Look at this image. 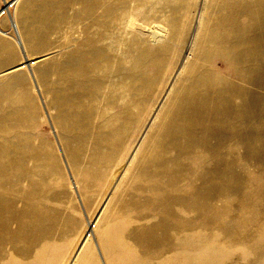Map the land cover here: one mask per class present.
Returning <instances> with one entry per match:
<instances>
[{
    "label": "rangeland",
    "instance_id": "374dc122",
    "mask_svg": "<svg viewBox=\"0 0 264 264\" xmlns=\"http://www.w3.org/2000/svg\"><path fill=\"white\" fill-rule=\"evenodd\" d=\"M114 1L25 0L19 10V0H9L14 17L0 11V264H264L263 148H251L243 158V145L229 142L231 186L208 209H193L192 221L188 213L177 216L182 207L176 200L190 193L189 172L198 169L196 163L161 178L151 177L146 167L160 140L155 126L162 109L166 116L192 72H213L219 82L224 77L220 83L228 94L232 84L264 99V71L258 75L255 64L204 56L222 47L201 45L197 35L207 40L229 34L228 27L216 25L226 10L206 7L211 0H123L129 6L114 14L125 13L126 23L111 29L121 39L113 37L109 46L120 58L106 63L101 90L73 105L70 122L63 124L57 115L58 88L66 85L76 52L88 46L89 32L102 30L106 3ZM5 6L0 0V10ZM159 46L165 54L152 52ZM245 70L248 77L239 78ZM19 72L22 77L15 79ZM143 78L154 81L151 89ZM37 150L42 157L36 167ZM197 154L204 153L196 148ZM10 158H24V166L9 169ZM9 174L15 197L10 230ZM19 175L25 177L18 182Z\"/></svg>",
    "mask_w": 264,
    "mask_h": 264
},
{
    "label": "bare ground",
    "instance_id": "6f19581e",
    "mask_svg": "<svg viewBox=\"0 0 264 264\" xmlns=\"http://www.w3.org/2000/svg\"><path fill=\"white\" fill-rule=\"evenodd\" d=\"M219 1L220 0H211L206 7H210L212 11L219 10L220 12H223L226 10L219 17L216 25L228 27L230 32L225 35L212 34L207 40L206 38L201 36L198 37L199 35H197V39L199 38L198 41H200L201 45L204 44L205 46L212 44L213 46L220 45L222 47V51L220 50L217 53L214 51V54L208 51L204 56L211 58L215 57L216 60L227 56L228 59L224 60V63H232L234 65L244 63L245 67L255 64L252 68L258 75H260V73L264 71V64H261V61H264V0H227L228 2L224 1L221 4L218 3ZM4 3L6 6L0 10L1 13L4 11V13L10 14L13 18L14 12H12L9 0H4ZM13 5H15V3ZM105 6V12H107V15L105 14L104 19L100 21V29L102 30L96 29L89 32L91 36L88 46L85 49L76 52L74 60L70 65L71 73L68 74L69 77H67V80L65 81L66 85H62V87L58 88L56 93V101L58 105L57 115L60 116L63 124L70 122L72 116L76 115V109L73 105L79 104L82 97L95 94L98 89L102 87L104 79L106 76L108 77L105 72L106 70L104 69V67L107 66L106 63H109L112 57L120 58L119 54L115 53L113 49L111 51V48L109 47L111 44L110 41H113L112 38L118 37L115 35L116 31L111 29L115 30L120 28L125 20V13L123 14V12L119 11V14L116 15L114 14V11L117 9L121 11L124 10V8L127 9L129 4L127 5L126 1L117 0L114 2H107ZM135 7L137 8L136 4L134 5V8ZM230 8L233 9V12H227ZM131 12L133 11L130 10V13ZM91 17H95L94 12L91 13ZM132 21L134 23V19H132L131 22ZM124 22L126 23V20ZM16 32L18 33L17 29ZM17 37L19 44L22 46L19 33ZM119 37L118 39L120 40L121 38ZM195 37L196 33L193 31L192 37H190L191 43H193ZM155 38V41L161 39L157 35H155ZM158 51H163L165 54V48L160 46L155 48L152 52L157 53ZM249 69L250 68H248V70ZM248 70L243 71V75H239V78L243 76L248 77L246 75ZM121 72L123 71L121 70ZM206 72L207 70L201 73L192 72L188 79L191 81L186 84L182 83V94L176 96L175 101L169 104L171 107L166 116L165 106L163 109L161 108V123L155 126L160 140H158L156 145H153V151H155V153H153V156L148 159V164H146V167L149 166L148 168L151 169V177L161 178L162 176H167L165 174H168L170 171L171 173H175L173 170L178 174L184 169L189 170L191 168L189 166L196 163L195 168L198 169L189 172V176L192 173L193 177L192 187L189 189L190 193L187 194L183 192L184 195L177 197L178 200H176L179 205H181L180 207H182V210H180L179 213L176 212L177 216L183 217V214L181 215L182 212L188 213L190 218L192 216L191 221L196 219V214L194 215L192 212H195V210L198 211L199 206L208 209V207H211L210 204H212V201L219 195L221 190V193L224 191L226 192V188L231 186L230 182L233 180L234 173L232 170V159L229 152V142L232 139L243 145V158L251 148L254 149V151L252 150L253 152L259 151L260 148L264 149V99L258 96L255 97L254 95H249L243 90H238L236 87H232V84L231 88L228 87L229 92H231L228 94L225 90L226 86L224 87L220 83L224 77L219 82V80L216 81L218 77L217 74L212 72L211 75ZM211 76L213 77L211 78ZM21 77L22 74L20 72L14 76L15 79ZM247 80L249 81L248 78H245L244 82H247ZM153 82L154 81H151L149 78H143V86L147 89H151ZM228 82L231 83V80H228L227 83ZM137 87H135L136 90L138 88L140 89V87ZM146 96L145 98H149ZM234 96L240 99L239 103H234ZM253 121L254 124L250 125ZM65 132L69 138L72 139L75 137V135L70 134L67 128H65ZM258 142H260V144H258ZM145 144V140L140 144L142 145V151H140L141 154L144 152L143 148ZM196 148H200L201 152L204 154H197V156L194 157L193 153L196 151ZM12 151H9V157H11ZM41 157L42 153H39L37 150L35 153L36 167L41 164L39 162V158ZM195 158L196 161H192V159ZM183 159L189 160L184 161ZM23 161L24 158L15 163L14 160L10 158L9 169L13 168L16 164L20 167L24 166ZM182 172L180 174H182ZM23 176L25 177V175H19L17 177L18 182ZM13 179L14 177L9 174V230L10 225L14 220L11 212V200L15 199V197H12L13 193L11 189V183L14 182ZM153 187L156 189L158 188L162 192H166L164 185L161 186L155 183ZM165 194L168 195L167 193ZM173 194L175 196V193ZM221 196H224V194ZM29 197L31 198V196ZM39 197L40 195L37 193L32 196L35 202H39ZM16 199L19 200V197L17 196ZM175 199L170 198V201H175ZM170 201L168 202L169 205L171 203ZM168 203H165L167 204L166 206H168ZM175 209L174 211H176ZM197 214L199 213L197 212ZM213 216L214 215H212L211 211L208 210V215H206L207 219H211ZM88 226H91V222L87 223V227ZM184 226L178 227L177 230L183 232L182 229L185 228ZM189 226L188 229H190ZM191 229L194 230L193 228ZM179 246H181V244ZM182 249L184 250V248Z\"/></svg>",
    "mask_w": 264,
    "mask_h": 264
},
{
    "label": "crops",
    "instance_id": "0c3cea01",
    "mask_svg": "<svg viewBox=\"0 0 264 264\" xmlns=\"http://www.w3.org/2000/svg\"><path fill=\"white\" fill-rule=\"evenodd\" d=\"M24 1L25 0H19V10H21V8H23V5H24Z\"/></svg>",
    "mask_w": 264,
    "mask_h": 264
}]
</instances>
